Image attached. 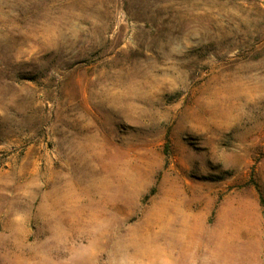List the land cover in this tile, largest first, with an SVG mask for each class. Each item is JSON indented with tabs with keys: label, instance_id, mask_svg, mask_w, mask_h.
Segmentation results:
<instances>
[{
	"label": "rangeland",
	"instance_id": "obj_1",
	"mask_svg": "<svg viewBox=\"0 0 264 264\" xmlns=\"http://www.w3.org/2000/svg\"><path fill=\"white\" fill-rule=\"evenodd\" d=\"M0 264H264V0H0Z\"/></svg>",
	"mask_w": 264,
	"mask_h": 264
}]
</instances>
